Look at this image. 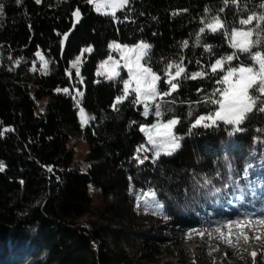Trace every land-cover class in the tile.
<instances>
[{
  "label": "trees",
  "instance_id": "obj_1",
  "mask_svg": "<svg viewBox=\"0 0 264 264\" xmlns=\"http://www.w3.org/2000/svg\"><path fill=\"white\" fill-rule=\"evenodd\" d=\"M245 2L261 11L260 0ZM0 3V264H138L124 246L138 248L140 258L155 262L198 230L220 229L232 214L252 213L253 199L264 196V113H250L239 126L243 131L222 122L192 128L198 116L215 107L194 102L220 87L215 80L224 74L212 73L209 65L235 51L222 31L200 34L199 29L214 15L228 27L239 26L247 11L240 14L230 5L219 13L222 0H131L113 18L97 13L86 0ZM77 8L83 16L79 23L73 16ZM113 42L150 44L149 66L161 75V90L167 88V64L181 58L188 73L208 75L181 78L178 91L165 98L176 103H165L161 117L142 115V105L133 106L131 96L114 110L123 84L97 74ZM89 46L93 50L84 60L82 83L68 70ZM37 51L48 61L47 74ZM238 55L226 67L251 63ZM122 77L127 78L125 70ZM64 88L69 92L57 91ZM80 104L95 115L85 127ZM159 118H178L176 134L182 141L172 155L153 160L151 152L136 150L147 142L140 126ZM73 138L88 143L85 158L77 159ZM145 155L149 159L139 163L136 157ZM92 185L114 202L98 213L101 220L82 223L79 219L96 207ZM149 191L162 208L144 196ZM146 200L144 205L161 216L158 222L138 215L139 202ZM237 245L244 248L247 242Z\"/></svg>",
  "mask_w": 264,
  "mask_h": 264
},
{
  "label": "snow or ice",
  "instance_id": "obj_2",
  "mask_svg": "<svg viewBox=\"0 0 264 264\" xmlns=\"http://www.w3.org/2000/svg\"><path fill=\"white\" fill-rule=\"evenodd\" d=\"M16 2L20 3L21 0H16ZM40 2L41 0H36V3ZM86 3L92 5L97 13L110 15L116 18V11L125 8L130 3V0H86ZM230 5L240 14L247 11L246 15L238 19L237 23L239 26L228 27L225 20L221 19L220 15H214L210 17L204 27L199 29L200 34H203L206 29L212 33L222 31V34L229 41L230 47L235 51L215 59L214 62L209 65L212 73L222 71L224 74L215 80V83L220 85V87L214 88L210 94L205 95L203 101L198 100L194 102L196 104H210L215 107L207 115L198 116L192 124V128L198 126L212 127L222 122L233 126L234 132L243 131L239 126L245 122L250 113L253 111L264 113V0H260L258 4L259 9H261L259 12L248 9L245 0H222V7L219 9V13H224ZM205 11L209 12L210 9L206 8ZM3 12L4 5L0 3V15H2ZM73 16L76 17V23H79V8L73 12ZM202 23L204 22L202 21ZM68 35V33L64 34V40L68 38ZM195 43L196 45L201 44L199 36H197ZM183 47H188V41L183 42ZM204 47L206 51H212L210 45H204ZM109 48L120 52L121 59L123 60V67L127 69V78L121 77L120 72L116 70L120 61L114 60L112 56H109L98 68V75H105V65H113L110 73L106 75V78L109 80H116L119 77L120 83L123 84L122 95L117 96L112 105V108L117 111L119 110L118 105L131 96L130 103H132L133 106H143L142 115L147 117L150 109H152L154 105L153 114L156 117H161L163 114L161 110L162 105L156 101L160 100L163 103H176L175 99L172 101H165V98L172 96L174 92L178 91L181 86L179 83L181 78L195 80L204 78L208 75L205 71L188 73L183 58H181L177 63L167 64L164 70L166 78L163 80L167 88L166 90H161L159 84L162 77L149 66L150 44L140 42L129 47L113 42L109 44ZM254 49L256 50L254 51ZM91 51L92 49L89 47L83 49L82 53ZM238 53L245 54L251 60V63L226 67V65H231L232 61L239 60ZM35 55L41 61H44V72L47 74L46 66L48 61L44 59V56L39 51H37ZM79 61L80 57H77L76 61L73 62V67L77 68V76H79ZM17 63H19V61H17ZM196 63L199 64L200 61H196ZM173 69L174 72L171 71ZM33 71H35V67H33ZM57 91L68 93L69 89H57ZM197 91L200 92L202 89H197ZM77 94L82 95V93L79 92ZM80 115L82 124L87 123L88 119H94V117H86L83 108L80 109ZM206 121L210 123H206ZM179 122V119L172 118L165 123H160L158 121L150 127L141 125L140 131L146 133V143L151 147L149 148L145 145H141L136 151L138 153H147L151 151L153 160L159 159L161 155H172L180 147V137L173 131L175 125ZM132 123H135V121ZM11 130L12 129H5L4 131ZM0 135H3V132H0ZM136 159H138L139 163L143 164L145 160L149 159V156L145 155L143 159L136 157ZM3 169L4 165L0 162V171H3ZM49 171H51V169H49ZM247 175L248 171L245 169V176ZM206 183H210V181H206ZM217 191H219V189H217ZM144 196L154 198L155 192L149 191L145 193ZM156 207L162 208V205L157 202ZM232 223L233 221H228V226L231 227ZM261 223H264V221H261ZM216 231L219 232L220 229L217 228ZM231 236L232 233L230 231L229 236L224 238V243L235 247L236 244L231 239ZM241 239L247 242V237L236 235V242H239ZM255 255L256 254L253 253L254 257Z\"/></svg>",
  "mask_w": 264,
  "mask_h": 264
},
{
  "label": "rangeland",
  "instance_id": "obj_3",
  "mask_svg": "<svg viewBox=\"0 0 264 264\" xmlns=\"http://www.w3.org/2000/svg\"><path fill=\"white\" fill-rule=\"evenodd\" d=\"M123 9H118L116 11V14ZM82 17H83L82 13L80 11L79 22L81 21ZM75 23H76V17H75ZM205 32L212 33L211 31L207 29ZM116 43L122 46L125 45L119 42H116ZM134 45H127V46L132 47ZM89 47L93 50V47L91 46ZM89 47H85V48H89ZM110 50H111L110 56H112L114 60L120 61V64L119 66H117L116 70L120 72L121 77H122L123 71L125 70L127 72V69L123 67V60L121 59L120 52L115 51L113 49H110ZM91 52L82 53L81 51V53L77 56V57H80V61L78 63L79 76L76 75L77 68L73 67V62L76 61L77 57L74 60H72L70 63V68L68 70L69 74L77 77L80 82L82 81V83H83V76H82L83 63L86 58V55L90 54ZM107 59L108 58L101 61L98 65V68L100 64ZM112 67L113 65H105V68H104L105 75H99V76L106 78V75L110 73ZM98 68H97V74H98ZM118 79L120 78L118 77L116 80ZM159 87H160V84H159ZM77 90H78L77 93L79 92L83 94V90H80L78 87H77ZM47 100L48 98H45L44 100H42L40 102L41 104L40 107H42V105H45ZM156 102L161 103L162 105L161 110H162V113H164L165 103L161 102L160 100H157ZM81 108H83L86 117L90 118V117L95 116L93 112L86 109L81 104L79 108V115H80ZM153 113H154V105H153V108L150 109L149 115ZM80 120H81V115H80ZM91 120L92 119H88V122L84 123L83 126L85 127L88 124H90ZM158 121L160 123H165L168 120H163L162 118H159L155 123H157ZM206 123H210V122L206 121ZM151 125H145V126L150 127ZM176 126L177 125H175L173 129L175 134H176ZM144 134L147 140V135L146 133ZM181 141H182V137H180V145H181ZM70 145L75 146L78 160L85 158L90 148L86 141L79 139V138H73ZM144 145L149 148L151 147L150 145H147V143H145ZM90 193L95 198L96 207L91 213L79 219V222H82V223L89 222L91 219L99 221L100 218H98V213L104 210V206L106 207L114 202V201H111L112 199L105 200L101 196L100 192L93 185L90 186ZM153 200L155 203H157V200L155 197L153 198ZM146 202L147 200L145 202L144 201L139 202V206L137 207L138 215L143 220L145 216L146 220H153V223L158 222L161 216L156 211H151L150 207H148L147 205H144ZM262 203H264V196L260 195L256 199H253L251 203L252 213L248 215L247 213L245 214L242 213L239 216H237L236 214L231 215L230 219L231 221H233V223L231 224V227H229L228 225L224 226L223 228H220L219 232L216 230L205 231V230L200 229L197 231L196 234H194V236L189 241L185 243L184 246L177 247L173 254H166V255L157 257L155 262H152V261L148 262L147 260H144V258H140L141 250H139L138 248L129 249L126 246H124V248L128 253L132 254L131 256H135L134 258H136L135 260H138V264L139 263L140 264H257L261 261H264V223H261V221H264V206H254V205H258ZM111 228L113 230L118 229L116 225H111ZM230 231L232 233L231 239L236 244L235 247L229 246V244L224 243V238H227L229 236ZM236 235L247 237V245L244 246V248L237 247L238 245L235 240ZM253 253L256 254L255 257L253 256Z\"/></svg>",
  "mask_w": 264,
  "mask_h": 264
}]
</instances>
